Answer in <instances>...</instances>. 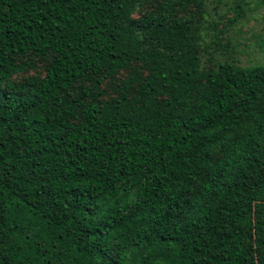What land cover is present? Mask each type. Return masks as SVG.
<instances>
[{"label": "trees", "instance_id": "1", "mask_svg": "<svg viewBox=\"0 0 264 264\" xmlns=\"http://www.w3.org/2000/svg\"><path fill=\"white\" fill-rule=\"evenodd\" d=\"M204 1L0 0V264H264V65L200 66Z\"/></svg>", "mask_w": 264, "mask_h": 264}, {"label": "rangeland", "instance_id": "2", "mask_svg": "<svg viewBox=\"0 0 264 264\" xmlns=\"http://www.w3.org/2000/svg\"><path fill=\"white\" fill-rule=\"evenodd\" d=\"M244 1L243 13L234 22L231 18L237 0H205L201 10L195 12L197 51L202 68L214 67L222 61L237 66L264 65V6L258 0ZM44 65V61L34 60L33 67L13 74L10 80L19 82L28 76H42ZM124 74L125 71L121 75Z\"/></svg>", "mask_w": 264, "mask_h": 264}]
</instances>
